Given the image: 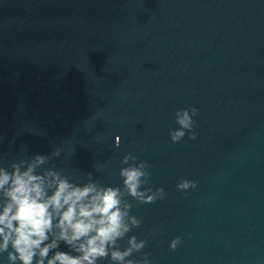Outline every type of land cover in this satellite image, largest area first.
Masks as SVG:
<instances>
[{"label":"water","instance_id":"95a60500","mask_svg":"<svg viewBox=\"0 0 264 264\" xmlns=\"http://www.w3.org/2000/svg\"><path fill=\"white\" fill-rule=\"evenodd\" d=\"M185 107L197 139L173 144ZM56 149L83 182L150 165L154 264H264V0H0V164Z\"/></svg>","mask_w":264,"mask_h":264},{"label":"clouds","instance_id":"9594fccd","mask_svg":"<svg viewBox=\"0 0 264 264\" xmlns=\"http://www.w3.org/2000/svg\"><path fill=\"white\" fill-rule=\"evenodd\" d=\"M199 111L185 107L175 112L177 127L169 133L173 144L185 137L197 139L194 118ZM122 143L116 135L115 147ZM61 154L56 149L0 164V264H154L144 252L147 240L132 234L142 223L132 212V201L152 204L166 195L162 187H146L150 165L131 153L124 155L122 183L112 186L91 173L86 182L70 179L52 163ZM197 187L186 178L176 184L185 194ZM182 239L173 238L169 248L176 251Z\"/></svg>","mask_w":264,"mask_h":264}]
</instances>
